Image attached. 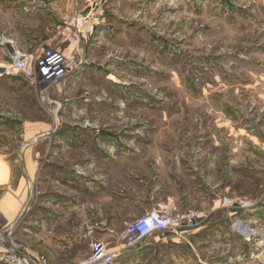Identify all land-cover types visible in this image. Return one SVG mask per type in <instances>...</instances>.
Masks as SVG:
<instances>
[{
    "label": "rangeland",
    "instance_id": "rangeland-1",
    "mask_svg": "<svg viewBox=\"0 0 264 264\" xmlns=\"http://www.w3.org/2000/svg\"><path fill=\"white\" fill-rule=\"evenodd\" d=\"M160 208L203 217L116 264H264V0H0V257L83 264Z\"/></svg>",
    "mask_w": 264,
    "mask_h": 264
},
{
    "label": "built area",
    "instance_id": "built-area-1",
    "mask_svg": "<svg viewBox=\"0 0 264 264\" xmlns=\"http://www.w3.org/2000/svg\"><path fill=\"white\" fill-rule=\"evenodd\" d=\"M93 25L94 23L89 25L87 20L81 19L78 21L77 24H75L77 29L74 38L78 40L84 33L92 34L94 29ZM23 57L24 59L20 60V62H17L15 65L17 68H22L24 72L30 73L31 69L29 68V64L31 59L29 60L26 56ZM69 69L70 65L68 70L58 79V81L68 73ZM202 217V214L199 215L195 213L182 216L175 214L172 210L167 208H160L159 210L148 212L142 218L134 220L129 226H127L124 232L119 234L117 239L118 245L116 247L111 248L104 242L91 239V256L87 258L83 264H116L120 257L124 256L125 253L137 249V246L144 239L149 238L154 234L164 232L171 233L183 229L184 227H191L196 218L201 219ZM0 261L5 262V264H41V262H31L28 259H22L20 256L13 254L11 258L5 256L4 258L0 257Z\"/></svg>",
    "mask_w": 264,
    "mask_h": 264
},
{
    "label": "bare ground",
    "instance_id": "bare-ground-1",
    "mask_svg": "<svg viewBox=\"0 0 264 264\" xmlns=\"http://www.w3.org/2000/svg\"><path fill=\"white\" fill-rule=\"evenodd\" d=\"M69 26V25H68ZM70 27V29H71V27H72V25H70L69 26ZM52 49V48H51ZM51 49H49V50H47L46 51V55L44 56V58L42 59V62H41V64H40V71L42 72H40V74L42 75H45L47 78H54L55 77V79H57L56 80V82L58 81V79L60 78V77H56V75L58 74V73H60L59 71H64V73L68 70V68H69V60H68V58L67 57H65L64 58V60L62 61L63 63H55V61L52 59V55H53V52H52V50ZM18 55V54H17ZM16 55V56H17ZM23 60L24 59V57L23 56H21V55H19V56H17V57H15V61H16V64H17V62H20V60ZM19 60V61H18ZM61 64V65H60ZM17 67V66H16ZM38 67V66H37ZM39 68V67H38ZM8 69V68H7ZM57 70V71H56ZM45 80V79H44ZM53 86V85H52ZM46 88H48V86H46ZM17 249L16 248H14L13 250H12V254L13 255H18L17 254Z\"/></svg>",
    "mask_w": 264,
    "mask_h": 264
},
{
    "label": "crops",
    "instance_id": "crops-1",
    "mask_svg": "<svg viewBox=\"0 0 264 264\" xmlns=\"http://www.w3.org/2000/svg\"><path fill=\"white\" fill-rule=\"evenodd\" d=\"M31 217L32 216H30V219H31ZM49 236H50V240H53V242L56 244V247L58 248V249H62V251H65V249H69L70 247L69 246H65V245H63L64 244V242H65V240H66V237L65 236H56V235H53V233L52 234H49ZM86 239H88L89 240V235L88 236H86L85 237ZM83 238H80V241L82 240ZM59 246V247H58ZM137 250V249H136ZM136 250H132V251H130V252H128V253H125V257H127V255H128V257L129 256H132V258H133V260H135V259H138V256L140 255V253H139V251H136ZM123 256V257H124ZM134 262V261H133Z\"/></svg>",
    "mask_w": 264,
    "mask_h": 264
}]
</instances>
